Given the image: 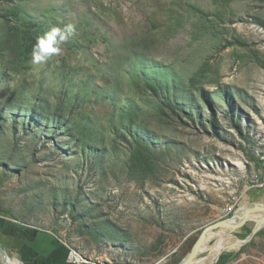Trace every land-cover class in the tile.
<instances>
[{
  "label": "rangeland",
  "instance_id": "374dc122",
  "mask_svg": "<svg viewBox=\"0 0 264 264\" xmlns=\"http://www.w3.org/2000/svg\"><path fill=\"white\" fill-rule=\"evenodd\" d=\"M263 179L264 0L0 1L3 213L91 264H178ZM252 242L228 264H264Z\"/></svg>",
  "mask_w": 264,
  "mask_h": 264
},
{
  "label": "crops",
  "instance_id": "0c3cea01",
  "mask_svg": "<svg viewBox=\"0 0 264 264\" xmlns=\"http://www.w3.org/2000/svg\"><path fill=\"white\" fill-rule=\"evenodd\" d=\"M252 202L264 204V199ZM246 227L253 230L254 224L249 223ZM259 234L264 237V226ZM0 242L21 264H73L70 250L57 235L1 214Z\"/></svg>",
  "mask_w": 264,
  "mask_h": 264
},
{
  "label": "water",
  "instance_id": "95a60500",
  "mask_svg": "<svg viewBox=\"0 0 264 264\" xmlns=\"http://www.w3.org/2000/svg\"><path fill=\"white\" fill-rule=\"evenodd\" d=\"M249 205L250 207L245 212V214L243 215L237 214L238 212H236L235 214L232 215L231 218L221 220L220 222H217L216 224H213L212 226L206 228L201 233L199 238L196 240L191 250L185 255V257L178 264H191L197 257H200V255L202 254V252H200V249L204 241V237L206 234L210 232L215 233V232L228 230L229 231L228 234L233 236L235 233H238L239 230L243 229L249 223H253L254 228L251 234L246 239H239L238 242L232 246L231 248L232 250L227 249L225 252L230 253L233 251H239L245 245L251 243L255 239V237L259 234L262 227L264 226V204L250 203ZM225 252L220 253V256L214 262V264H217L220 261L222 255ZM0 258L2 264H11L10 261L11 257L1 242H0Z\"/></svg>",
  "mask_w": 264,
  "mask_h": 264
},
{
  "label": "clouds",
  "instance_id": "9594fccd",
  "mask_svg": "<svg viewBox=\"0 0 264 264\" xmlns=\"http://www.w3.org/2000/svg\"><path fill=\"white\" fill-rule=\"evenodd\" d=\"M76 32L75 24H68L64 28L53 27L37 37L36 43L32 49L33 63L46 62L48 58L54 55H60L62 45L68 40L69 36Z\"/></svg>",
  "mask_w": 264,
  "mask_h": 264
},
{
  "label": "bare ground",
  "instance_id": "6f19581e",
  "mask_svg": "<svg viewBox=\"0 0 264 264\" xmlns=\"http://www.w3.org/2000/svg\"><path fill=\"white\" fill-rule=\"evenodd\" d=\"M249 207H250L249 205L245 204L244 207L237 210L238 212L237 214H242V215L245 214V212L248 210ZM226 231L227 230L217 232L214 239H212V244L210 246H205L200 249V252L202 253L206 249H208L209 251L205 260L201 264H214V262L216 261V255L219 253L220 250H227V249L230 250L232 246L238 242V240H236L234 237L226 236ZM76 259L78 261H81V259L87 260L82 255L76 256ZM198 263H200L199 260H194L191 264H198ZM11 264H13L12 261Z\"/></svg>",
  "mask_w": 264,
  "mask_h": 264
},
{
  "label": "trees",
  "instance_id": "16d2710c",
  "mask_svg": "<svg viewBox=\"0 0 264 264\" xmlns=\"http://www.w3.org/2000/svg\"><path fill=\"white\" fill-rule=\"evenodd\" d=\"M0 1H5V0H0ZM36 43V40L30 44L29 40L28 39H25L24 42H23V53H24V57L25 58H30L31 55H32V49H33V45ZM4 211L0 208V214L3 215V216H6V217H10L11 219H15L13 218L11 215H9V213H3ZM243 232L244 233H241L238 235V238H241V239H246L252 232V230L248 227H244L243 228ZM250 244H253V242H251ZM244 250V248H243ZM220 253L219 252L217 255H216V260L218 259V257L220 256ZM239 256V253H229V254H226V256H222L220 261L218 262L219 264H228L230 263L232 260H234L236 257Z\"/></svg>",
  "mask_w": 264,
  "mask_h": 264
},
{
  "label": "built area",
  "instance_id": "2783aa9c",
  "mask_svg": "<svg viewBox=\"0 0 264 264\" xmlns=\"http://www.w3.org/2000/svg\"><path fill=\"white\" fill-rule=\"evenodd\" d=\"M257 189H260V190H264V179L263 181L261 182H257V186H256ZM233 209L234 207H231V208H228L226 210V214L227 215H230L233 213ZM81 254L75 252V251H70V261L73 263V264H91V262L87 261V260H84V259H81V261H78L76 259V256H79Z\"/></svg>",
  "mask_w": 264,
  "mask_h": 264
}]
</instances>
